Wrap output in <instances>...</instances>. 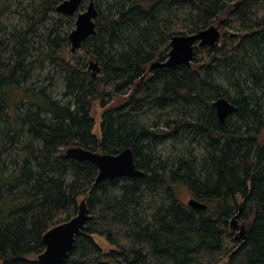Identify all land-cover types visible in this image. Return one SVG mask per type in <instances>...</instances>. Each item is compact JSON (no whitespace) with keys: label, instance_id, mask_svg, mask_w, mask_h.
Wrapping results in <instances>:
<instances>
[{"label":"trees","instance_id":"obj_1","mask_svg":"<svg viewBox=\"0 0 264 264\" xmlns=\"http://www.w3.org/2000/svg\"><path fill=\"white\" fill-rule=\"evenodd\" d=\"M97 1L96 33L77 50L82 56L66 57L67 30L44 37L65 106L14 79L29 65L31 27L0 37V264H39L42 235L73 217L82 199L90 219L61 264H264V0ZM57 20L70 27L74 17ZM219 22L218 44L196 48L189 65L148 72L167 58L172 36ZM90 59L100 67L95 77ZM219 97L237 107L223 123L212 106ZM156 110H169L163 123L139 122ZM179 139L200 153L162 161L149 151ZM71 146L105 154L129 147L144 175L94 185L96 166L65 157ZM184 195L205 208H190ZM239 207L244 239L230 228Z\"/></svg>","mask_w":264,"mask_h":264},{"label":"water","instance_id":"obj_2","mask_svg":"<svg viewBox=\"0 0 264 264\" xmlns=\"http://www.w3.org/2000/svg\"><path fill=\"white\" fill-rule=\"evenodd\" d=\"M83 2H87L85 9L77 12ZM55 10L65 16H73L76 14L74 28L68 34L70 52H75L80 49L85 39L95 35V20L98 12L94 0H64L56 6ZM219 27L220 22L216 25H210L196 33L172 36L169 42L167 58L164 61H153L148 67V72L155 68H175L179 65H189L196 48L203 46L214 47L218 44L221 37ZM89 68L94 77L100 71L97 62L91 59L89 60ZM212 106L220 123H223L229 115L237 111V107L225 97H219L213 100ZM65 157L79 161H88L94 164L97 168L94 185L106 179L142 177L144 175L143 171L136 167L133 151L129 147L122 149L117 154H105L90 151L80 146H71L65 149ZM186 204L195 210L205 208L204 204L191 197L187 200ZM240 213L241 207H239V211L230 220V228L233 231L236 228L235 225L238 222L237 218L240 216ZM89 219L90 214L85 199H82L73 217L48 229L42 235L41 241L44 245V250L38 254L37 262L39 264L63 263L69 251L73 248L76 235L82 231ZM245 233L244 225H239L236 238L244 239ZM106 264L120 263L106 262Z\"/></svg>","mask_w":264,"mask_h":264},{"label":"rangeland","instance_id":"obj_3","mask_svg":"<svg viewBox=\"0 0 264 264\" xmlns=\"http://www.w3.org/2000/svg\"><path fill=\"white\" fill-rule=\"evenodd\" d=\"M47 1L48 0H0V9H2L4 12L3 16L0 17V37L2 36V38H4V34L11 31L27 29L28 27H31L32 31L27 36L28 43L26 44L28 46L29 54L26 62H29V65L23 68L22 72L25 73L23 77L18 72L16 78L14 79L19 81V86L21 89L30 88V90H33L34 92H36L38 89H44L45 94L50 101H55L65 106L69 102V99L63 97L64 83L59 74H57L59 66L55 65L54 63L51 64L50 61L45 58V56H47L48 47L45 45L44 37L55 38V26H58L60 27V29H62L60 31L61 35L64 31L66 32V30L69 34L71 29L74 28L76 14L73 15L74 21L73 25L70 27L57 20L60 13H58L56 10L52 12L48 11L42 17L39 15H35L34 8ZM95 2L98 4L97 0H95ZM101 2L103 1L101 0ZM86 5L87 2L82 3L77 12L83 11ZM64 49L66 50V57L69 58V41L64 45ZM41 50L43 53L39 54V51ZM260 53L261 56L264 55L263 51H261ZM82 55L83 52H74L75 58H79V56ZM9 56L10 55L8 54V52L2 53V58L5 63H8V61L10 63ZM81 59L83 60L82 57ZM224 88L229 93L230 97L234 96V90L228 88L225 85ZM26 109L27 108L24 107L20 111L25 112ZM98 112V114L94 115L95 126L93 129V133L95 135H99L101 109H98ZM167 112H161L159 110L149 111L139 118V122L146 124V126L150 125L154 121L163 123L165 114ZM44 117L49 118V116L46 115H44ZM190 148H193L195 155H197V153L199 154L201 151L197 145L189 146L188 139H179L176 142L172 140L159 142L157 145H151L149 147V151H151V153L155 156L160 157L162 161H166L168 158L170 159L174 157L187 156L189 154V151H191L189 150ZM180 198L183 202L186 203L189 197L187 195H184ZM153 201L154 203H158V197L155 196L153 198ZM147 205L148 204H146V207ZM244 224L247 227V223L244 220L238 221L236 223L237 227L234 229V232L237 234L239 225ZM94 240L103 250L107 251L111 249V246L105 241L104 238L95 236Z\"/></svg>","mask_w":264,"mask_h":264},{"label":"flooded vegetation","instance_id":"obj_4","mask_svg":"<svg viewBox=\"0 0 264 264\" xmlns=\"http://www.w3.org/2000/svg\"><path fill=\"white\" fill-rule=\"evenodd\" d=\"M235 227H237V226L235 225Z\"/></svg>","mask_w":264,"mask_h":264}]
</instances>
